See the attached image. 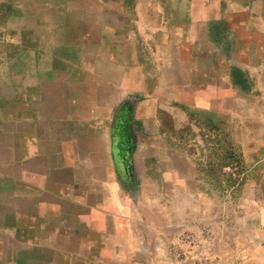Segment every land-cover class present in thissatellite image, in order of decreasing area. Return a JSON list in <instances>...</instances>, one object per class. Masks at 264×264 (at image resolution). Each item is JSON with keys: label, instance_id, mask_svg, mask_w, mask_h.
Wrapping results in <instances>:
<instances>
[{"label": "crops", "instance_id": "crops-1", "mask_svg": "<svg viewBox=\"0 0 264 264\" xmlns=\"http://www.w3.org/2000/svg\"><path fill=\"white\" fill-rule=\"evenodd\" d=\"M134 2L0 0V47L22 51L0 55V264H188V238L236 239L214 176L240 112L251 178L235 203L264 264L263 68H239L242 88L221 57H141L156 10Z\"/></svg>", "mask_w": 264, "mask_h": 264}, {"label": "rangeland", "instance_id": "rangeland-1", "mask_svg": "<svg viewBox=\"0 0 264 264\" xmlns=\"http://www.w3.org/2000/svg\"><path fill=\"white\" fill-rule=\"evenodd\" d=\"M133 1L126 0V3L131 4ZM133 5L142 10H156L150 16L147 13L144 15L146 20L151 19V23L157 27V32L154 34L156 43L155 45L152 44L153 33L152 31L150 33L149 29L146 28V34L151 36L149 39L150 46L143 44L135 48L141 57H148L153 54L158 59L169 54L181 57L191 55L221 57L224 58L221 64L222 70L228 71L231 68L232 77L237 86L241 85L244 88L249 85L250 87V81L245 82L246 80L239 69L244 64L247 67H262V78L264 79V29L260 28L261 23L264 24V0H135ZM260 11L263 13L261 14ZM3 18L0 16V23ZM22 22V20L11 21L17 25ZM186 35L189 42L187 46L183 42L181 47L180 39L183 38L184 40ZM170 42L173 43L172 47L169 45ZM4 52L7 55L16 56L20 55L22 51L20 47H13L12 49L0 47V55H3ZM153 65L150 64L149 66L152 67ZM17 66L20 64L17 63ZM154 66L157 67V72H161L160 68L168 67V64H155ZM263 82L253 83L252 87L254 84L258 87ZM241 113H238L237 118L233 119V122L240 123V126H242L241 122L244 118ZM228 118L229 115L225 119L227 120L226 125L230 123ZM255 125L258 133V129H261V121H255ZM240 126H237L235 137L233 136V127L231 129L229 126L222 127L221 144L216 153L219 154L220 161L217 168L218 172L215 170L214 176L215 184L220 183L222 202L231 200L229 206L232 210L234 209L233 212L231 211V219L237 221L238 236L234 239L230 235V237L221 240H193L188 238L183 241V244L190 249L188 264H211L212 254L207 250L213 248L220 252V264H251L254 260L252 254L256 247H260L256 240L251 241L244 237L242 227L246 221L244 214L248 212V205L240 209L235 203L239 204L243 199L248 200L244 196V192L247 191L245 185L251 178L247 175L249 164L244 156L246 149L238 141L243 137L244 131L242 129H245L246 135H249L252 129L243 128V126L240 128ZM116 128L117 132L126 131V124H118ZM262 130L264 131V122ZM252 146L256 148L258 153L264 151V145L253 144ZM128 153V147H126L121 158L122 162H126ZM232 205L234 206L232 207ZM202 250L206 251L205 255L201 256V260L195 259L194 256Z\"/></svg>", "mask_w": 264, "mask_h": 264}]
</instances>
